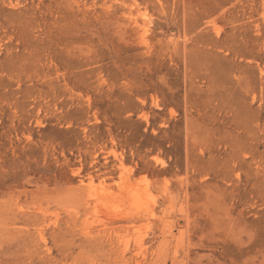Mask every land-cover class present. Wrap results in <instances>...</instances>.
Listing matches in <instances>:
<instances>
[{
    "label": "rangeland",
    "instance_id": "rangeland-1",
    "mask_svg": "<svg viewBox=\"0 0 264 264\" xmlns=\"http://www.w3.org/2000/svg\"><path fill=\"white\" fill-rule=\"evenodd\" d=\"M0 264H264V0H0Z\"/></svg>",
    "mask_w": 264,
    "mask_h": 264
}]
</instances>
